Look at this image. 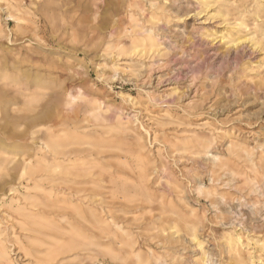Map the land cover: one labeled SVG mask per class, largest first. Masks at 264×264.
<instances>
[{
    "label": "rangeland",
    "instance_id": "374dc122",
    "mask_svg": "<svg viewBox=\"0 0 264 264\" xmlns=\"http://www.w3.org/2000/svg\"><path fill=\"white\" fill-rule=\"evenodd\" d=\"M68 118L98 217L49 258ZM0 232L15 264H264V0H0Z\"/></svg>",
    "mask_w": 264,
    "mask_h": 264
},
{
    "label": "bare ground",
    "instance_id": "6f19581e",
    "mask_svg": "<svg viewBox=\"0 0 264 264\" xmlns=\"http://www.w3.org/2000/svg\"><path fill=\"white\" fill-rule=\"evenodd\" d=\"M12 8H14V6H12ZM126 32H128V30H126ZM144 33L146 34V37L144 38V40L148 41L151 44V47L154 46L155 40L153 38L151 30H147ZM232 44H233L232 47H235L238 45V43H235V41ZM140 47H141V45H140ZM140 47H138V48H140ZM111 48H116L118 50L123 49V47H121L120 44H117V45L113 44L111 46ZM10 77H12V76L10 75ZM28 79H30V78H28ZM38 85H39V83H38ZM34 99H36V98H34ZM37 100H40V99H37ZM29 107L32 108L31 102H29ZM94 112H96L95 107H93V109H92V113H94ZM30 113H31V111H30ZM6 116H8V115H6ZM63 126H64L63 132H64V141H65L64 148L66 150V152L64 153V160H63L64 169H63V171H64V178H65L64 180L67 183V188H66L65 192L62 193L63 198H62V201L60 202L59 206L61 207V209L64 212V215L62 218L66 222V225L68 227V230H69L68 235L70 236V239L66 243H58L56 248H54L53 251L50 253L49 258H52L54 255H57L58 253H61L62 251H66V250L72 251L73 249H75L74 248L76 246L75 243L78 240H82V238H83L82 233L80 232V228H79L80 224L88 222L89 216L92 217L93 219H96V220L98 217L97 216L98 214L95 213V211L92 210L91 207L86 203V201L88 199V197L86 195L87 186L89 184L95 183L93 181V179H91L92 177H94V174L92 172V167H91V165L89 166L88 162H86V160H85L86 157H85V155H83V151H81V149H80L82 146H84L86 144L85 143L86 136L81 133L80 124L78 122H75V121L69 119V118L64 121ZM45 146L47 149H49L51 147L49 144H46ZM78 147H80V148H78ZM37 150L38 149H36V151ZM56 155H57V153H56ZM246 156H247V154H246ZM54 169L55 170L61 169V166H56ZM48 173H50V168L48 166V163H46V160L43 157L37 156V159H35L34 163H29V164L24 165L23 169L21 170L20 175H21V177L30 175L33 182H34V187L30 186L29 188H27V190H36L38 193H45L48 191V189H46L42 184L47 179L46 175ZM141 180L144 181V178L142 177ZM142 181H141V183H142ZM58 185H59V183H58ZM11 191H15V193H17L16 190H11ZM48 192L51 193L52 189L49 190ZM15 204L18 205L17 209L15 211H17L18 213L24 212V209H22V206L20 205V203L18 201H15V196L13 197L11 202L7 205V207L10 209H13L14 208L13 206ZM31 205L37 206L35 204H31ZM23 216H25L27 218V220L29 221V223H31L33 225H41V220L43 219V216L40 215V213H36V212H31V214H29L27 216L23 213ZM235 243H236V241H235ZM0 264H15V261L12 259L10 251L7 247V244L3 240L2 232H0Z\"/></svg>",
    "mask_w": 264,
    "mask_h": 264
}]
</instances>
